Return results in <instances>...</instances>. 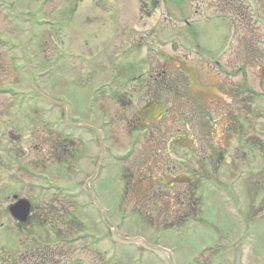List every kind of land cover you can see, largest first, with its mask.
<instances>
[{
  "label": "rangeland",
  "instance_id": "rangeland-1",
  "mask_svg": "<svg viewBox=\"0 0 264 264\" xmlns=\"http://www.w3.org/2000/svg\"><path fill=\"white\" fill-rule=\"evenodd\" d=\"M189 70L203 85L246 81L232 109L238 114L241 105L242 127L227 140L219 123L206 142L205 110L193 120L190 104L167 99V143L180 130L198 137L199 150L206 142L203 153L213 159L166 148L174 172L197 186L160 188L157 172L155 190L140 199L154 135L132 128L141 88L150 78L157 86L153 73L164 71L184 92ZM65 120L76 129H64ZM98 126L107 152L101 164ZM87 183L120 236L169 250L176 264H264V0H0V264H167L142 245L112 241L93 196L84 195ZM41 185L63 192L41 197ZM182 193L192 205L179 204ZM14 195L39 214L32 226L7 213ZM155 195L161 204L151 206ZM77 230L86 234L82 248L68 242Z\"/></svg>",
  "mask_w": 264,
  "mask_h": 264
},
{
  "label": "flooded vegetation",
  "instance_id": "flooded-vegetation-1",
  "mask_svg": "<svg viewBox=\"0 0 264 264\" xmlns=\"http://www.w3.org/2000/svg\"><path fill=\"white\" fill-rule=\"evenodd\" d=\"M228 15L230 14L228 13ZM215 64L216 66H220L219 62L217 61H215ZM207 66L209 67V65ZM212 70L214 71V68H211V70L208 73L213 72ZM240 71H241V68L238 69V72ZM189 73L190 75H187V77L186 76L185 77L190 79L191 82L189 86H186L187 88L182 89V91L184 92H179L178 86L174 87V86L168 85L170 83L169 81H167V72H164V71L163 72L157 71L155 74L153 73L152 78L155 80V84H158L157 86L151 85V78H150V79H147L145 86L141 88V93L144 96L142 99L143 103L141 104L140 110L135 114V118L132 120V125H133L132 128H135L136 131L141 132V133H146L147 131H151L152 134L154 135H149L146 140L147 155L145 159L148 161V164L146 165V168H144V170L139 172V175L140 174L146 175V176H143L142 178V187L138 188L137 193H136V196L140 199H142V197L145 196L143 194L144 189L148 188V190L150 189L155 190L154 184L152 186V181L154 179V174L157 172L164 173V176L160 179V182H159L160 188L162 186L167 187L168 189L173 188V186L174 187L175 186L176 187L187 186V190H190L191 186L193 185L197 186L196 185L197 180L193 178L190 174L182 173V172L181 173L174 172V166L171 165L170 163L172 162V160L170 159L169 156L166 155L167 152L164 151L166 148L168 149V151L173 150V149L174 151L175 150L182 151L183 149H186V148L187 149L189 148L191 150L193 149L194 152L192 151V157H195L197 159L201 157L205 161L208 159L212 160L214 153L213 154L211 153V155H208V152L203 153V151H207L206 149L208 148V146L206 145V142L208 141L209 136H211V138L214 137V131L216 129L215 126H218L219 123H223V125H227L226 130L228 131V133L223 134L225 138H227L226 136H228L229 139L227 138V140H230L234 136V134L236 133L239 134V130L242 127L241 124L243 123V120L241 119V114H242L240 110L241 105L238 106L239 107L238 114L236 112L234 113L233 110L236 111V107H237L235 106L234 101L236 99H239V97L236 98V95L237 94L240 95L242 86L244 89V84H245V87H247L246 81L242 83V85L238 84L236 86L233 83L234 81H232L230 77H226L228 79L223 78V82L222 80L220 82V78L217 79V75L214 73H211L215 75L214 79L215 80L217 79L216 82H212V83L210 82L208 84L203 85L201 81L198 80V77L194 70H189ZM175 78H176L175 79L176 83L180 84L181 82L180 80L183 79V76L178 75ZM210 86H213L214 89H216V91L218 92L215 93L214 91H211L212 88ZM35 91L36 93L34 96H36V98L38 99L39 98L38 97L39 94L37 93L38 89H36ZM183 95H185V97ZM43 96L45 97L46 95H43ZM45 98L48 99L47 97ZM167 99H170L172 101H178L174 103V105L182 104L183 102L190 104L192 112H193V120L197 118L196 113L198 112L199 108H201V111L205 110L204 117L207 118L208 122H210L209 123L210 125H208V127L210 126L208 128L210 129V131L207 130V135L205 139L206 142H205L204 148L199 150V148L196 145H194V143L198 141L197 136H193V135L190 136L187 133L180 132V130L167 143L168 136H166L165 131L161 130L162 124L166 122L165 116L168 112V110H166L167 109L166 108ZM193 120L190 119L189 116H186L184 117L181 123L184 124V122H187L188 124H186L187 125L186 128L188 130H191L194 126L192 124ZM197 121L198 119L195 122ZM98 122L101 125V119H98ZM64 123H65L64 129L66 128L76 129L75 124L70 125V123L66 122V120L64 121ZM78 123L80 127L81 126L80 122ZM48 125H50V123L45 122V126L48 127ZM205 125L207 126V122ZM83 127L87 128V126H83ZM97 130L102 131L99 126L95 127V132ZM97 133L98 132H96V135L98 136V139L100 142L99 146L102 150V140H101V137H99V134ZM11 134L19 136L20 139H21V135L15 134L14 132H11L9 135L12 141L14 142L20 141V139L18 141L13 140L11 138ZM45 141L46 140L44 139L43 142ZM46 147L48 148V151H45L46 157H50L51 156V153L49 152L50 146L46 145ZM37 187L39 191L42 192L41 197H43L45 193L49 194L50 191L59 192L60 194L58 193L57 195H61L62 194L61 192H63L61 187H56L52 189L51 185L49 186L41 185ZM86 187L83 189L84 195L87 192ZM94 196L93 198L95 200V198H97L95 193H94ZM189 196H190V193L179 194V197H178V199L180 200L179 204L182 206L192 205V201H189L190 200ZM154 197L155 198L152 197L150 199L149 205L151 206L152 204L153 206L160 205L161 202L157 201L156 199L157 196L155 195ZM11 199L12 201L9 203L6 209L9 216L21 226L22 225L25 227H28L29 225L32 226L39 216V214L36 215V211L34 209L33 204L28 199L20 198L18 197V195H14ZM70 200L75 203L78 199L74 195H71ZM82 202L83 203L79 202L76 206L79 212L81 213H82V209H85L84 201L82 200ZM50 207L49 208L52 211L49 210V214L52 215V218H53L56 215L55 208L52 205H50ZM83 231L86 232L85 229H83ZM77 232H78L77 237L74 238L73 240H68V242L70 243L69 245H72V244L75 245L76 243H78V245H80L82 248L83 241L84 242L86 241V237H85L86 234L80 235L81 230L80 231L77 230ZM79 251L84 252L85 250L79 249ZM32 254L35 255L33 252ZM32 258L38 259V257L37 258L32 257ZM38 260L44 261L45 263L46 261H49L50 258H48V256H45L43 259L40 257ZM78 263L79 261L75 262L74 264H78Z\"/></svg>",
  "mask_w": 264,
  "mask_h": 264
},
{
  "label": "water",
  "instance_id": "water-1",
  "mask_svg": "<svg viewBox=\"0 0 264 264\" xmlns=\"http://www.w3.org/2000/svg\"><path fill=\"white\" fill-rule=\"evenodd\" d=\"M11 138L13 140H15V141H18L20 139L19 136L14 135V134H11ZM102 150H103V156L102 157H104V155H105V147L103 145V141H102ZM99 162L101 163V160ZM90 179H94V176L92 178H90ZM86 189L88 191L92 192L90 187L88 186V183H87V188ZM92 195L94 196V193H92ZM95 200H96L97 205L99 206V208L102 211V216H103L104 222L112 229L111 236H112V241L114 243H123V244H128V245H131V244L142 245L146 249L157 253L167 264H175L174 256H173L172 252H170L169 250L163 249V248H161V247H159L157 245L148 244L146 241H144L140 237L129 238V237L120 236L118 228L116 226H114L113 223L108 219V217L106 215L105 208L102 206V204L96 198H95Z\"/></svg>",
  "mask_w": 264,
  "mask_h": 264
},
{
  "label": "trees",
  "instance_id": "trees-1",
  "mask_svg": "<svg viewBox=\"0 0 264 264\" xmlns=\"http://www.w3.org/2000/svg\"><path fill=\"white\" fill-rule=\"evenodd\" d=\"M191 186V185H190ZM190 186H188V187H190ZM194 186V185H193ZM193 186H191L190 188H192ZM187 187V186H186Z\"/></svg>",
  "mask_w": 264,
  "mask_h": 264
}]
</instances>
